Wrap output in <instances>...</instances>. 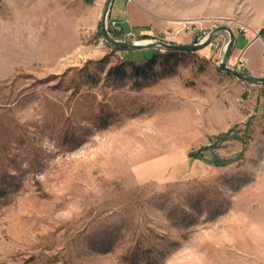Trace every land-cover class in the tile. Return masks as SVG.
Wrapping results in <instances>:
<instances>
[{
  "label": "rangeland",
  "instance_id": "374dc122",
  "mask_svg": "<svg viewBox=\"0 0 264 264\" xmlns=\"http://www.w3.org/2000/svg\"><path fill=\"white\" fill-rule=\"evenodd\" d=\"M105 4L0 0V264H264V87L219 70L225 33L116 50ZM222 26L262 32L264 0H115L108 19L182 46Z\"/></svg>",
  "mask_w": 264,
  "mask_h": 264
},
{
  "label": "water",
  "instance_id": "95a60500",
  "mask_svg": "<svg viewBox=\"0 0 264 264\" xmlns=\"http://www.w3.org/2000/svg\"><path fill=\"white\" fill-rule=\"evenodd\" d=\"M115 0H106L105 9L101 19V34L103 40L110 46L117 48L122 51H133V50H141V49H150L153 47H160L169 51L174 52H195L205 48L210 45L212 39L219 33H225L228 36V41L224 47L223 54L221 60L218 64L219 70L225 72L226 74L252 85H260L264 87V78L252 76L247 71H240L235 68H231L228 66L227 62L232 54L234 49L236 38L232 29L228 27H216L211 30L208 35L199 43L194 45H171L162 42H125L114 39L109 31H108V19L110 16V12Z\"/></svg>",
  "mask_w": 264,
  "mask_h": 264
},
{
  "label": "crops",
  "instance_id": "0c3cea01",
  "mask_svg": "<svg viewBox=\"0 0 264 264\" xmlns=\"http://www.w3.org/2000/svg\"><path fill=\"white\" fill-rule=\"evenodd\" d=\"M240 30L241 27H239V35H235V51L243 53L247 62V72L255 77H264V30L259 33V31L248 29L246 34H242ZM238 41L243 45L237 48Z\"/></svg>",
  "mask_w": 264,
  "mask_h": 264
},
{
  "label": "trees",
  "instance_id": "16d2710c",
  "mask_svg": "<svg viewBox=\"0 0 264 264\" xmlns=\"http://www.w3.org/2000/svg\"><path fill=\"white\" fill-rule=\"evenodd\" d=\"M116 50H118L117 48H115ZM229 138V135L228 134H225V135H221L219 136L217 139H216V142H214L211 146L209 147H203L201 149H199L197 152L193 153V154H190V158H202L203 157V152L205 151H208L212 148H214L215 146H217L219 143L227 140ZM212 163H214L215 165L217 166H221L222 165V162L219 161V160H213Z\"/></svg>",
  "mask_w": 264,
  "mask_h": 264
},
{
  "label": "built area",
  "instance_id": "2783aa9c",
  "mask_svg": "<svg viewBox=\"0 0 264 264\" xmlns=\"http://www.w3.org/2000/svg\"><path fill=\"white\" fill-rule=\"evenodd\" d=\"M117 32H119V29L115 28ZM247 68V62L246 60L242 57L241 59L238 60L235 69L240 70V71H245Z\"/></svg>",
  "mask_w": 264,
  "mask_h": 264
}]
</instances>
